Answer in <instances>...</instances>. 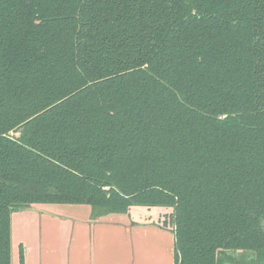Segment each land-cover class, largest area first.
<instances>
[{"label": "trees", "instance_id": "1", "mask_svg": "<svg viewBox=\"0 0 264 264\" xmlns=\"http://www.w3.org/2000/svg\"><path fill=\"white\" fill-rule=\"evenodd\" d=\"M31 204L167 208L174 264H264V0H0V264Z\"/></svg>", "mask_w": 264, "mask_h": 264}, {"label": "crops", "instance_id": "2", "mask_svg": "<svg viewBox=\"0 0 264 264\" xmlns=\"http://www.w3.org/2000/svg\"><path fill=\"white\" fill-rule=\"evenodd\" d=\"M169 212L131 206L92 219L85 204H31L12 213L11 237L18 264L19 246L21 264H174Z\"/></svg>", "mask_w": 264, "mask_h": 264}, {"label": "rangeland", "instance_id": "3", "mask_svg": "<svg viewBox=\"0 0 264 264\" xmlns=\"http://www.w3.org/2000/svg\"><path fill=\"white\" fill-rule=\"evenodd\" d=\"M161 216V215H160ZM163 217V215H162ZM18 241L14 240V237H11V264H18V257H17V247H18ZM230 256L234 258L232 264H252L250 261L247 260L248 255L243 256L239 255L237 253H230ZM254 264V263H253Z\"/></svg>", "mask_w": 264, "mask_h": 264}]
</instances>
